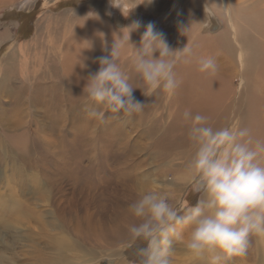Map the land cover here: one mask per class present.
Instances as JSON below:
<instances>
[{"label":"bare ground","instance_id":"obj_1","mask_svg":"<svg viewBox=\"0 0 264 264\" xmlns=\"http://www.w3.org/2000/svg\"><path fill=\"white\" fill-rule=\"evenodd\" d=\"M7 1L0 0V9L6 7ZM156 2L158 1L152 0L151 4L156 6ZM226 14L229 15V12L227 11ZM262 15L264 16V11ZM60 18L58 16V21ZM81 18L80 23L73 24L74 30L71 29L64 36L57 33L56 26L48 25L43 28L41 38H37L34 32L35 38H31L28 42H22L18 38L13 40L12 35L9 38L6 34L0 37L4 41H13L9 49L11 55L0 59V170H5L0 180L9 181L11 183L9 188L28 203L25 205L24 202H17L16 212L3 211L0 216V227L7 225L5 223L7 215L14 214L13 218H17L18 214L22 215L18 213L19 209L27 208L31 215L29 217L34 219L49 215L47 212L37 211L36 208L32 211L29 209L34 204L30 201L31 198L38 197L50 203L53 208L54 220L48 225L49 230L54 232L49 234V230H41L36 235L38 240L44 241L46 248L39 250V253L33 256V264H93L98 258L102 264L105 259L104 254H108L112 259L118 253H122V250H124L122 254L127 253L126 258L109 260L110 264H138L126 252L133 242L130 240L127 226L136 222L128 212V205L141 194L136 190L138 172L135 173L131 158L126 155L118 158L114 149L123 155L125 148L140 137L138 134L136 136L135 130L141 125L131 123L128 129L127 116L121 114L118 118H110L115 117L116 114L89 101L84 92L89 75L99 70L98 58L110 54L119 30H115L108 23L91 18V14L89 19ZM77 25L83 32L81 37L78 35L74 37ZM143 32L144 30H138L131 33V41L137 46L140 44ZM226 51L228 52V49ZM58 52L61 53L59 58ZM129 55L130 50L122 54L121 65ZM155 55L159 56V53ZM255 61L256 58H247L249 65ZM179 63L175 66V73L179 69ZM242 63L244 68L245 64ZM260 63L264 64V56ZM125 65L128 66L130 63L127 62ZM125 65L122 67L125 68ZM6 66L10 67L8 71L5 70ZM30 69L32 74L29 72ZM195 76L202 80L201 75L195 73L186 75L180 83L185 87H181L179 93L177 89L172 94L165 92L166 101L181 103L182 94L189 87L188 82H192ZM204 79L207 80V84L209 78ZM132 80L136 82V84L133 82V87H137L133 95L137 96V100L144 105L139 114L147 113L152 109V101L156 102L158 95H162L164 91L143 87L141 84L144 82L138 75H133ZM200 86L204 87V85ZM203 89L204 99L199 103V106L202 104L201 109L192 112L206 115L211 122H214L213 118L216 121L223 113L221 109L224 99L228 97V91L221 86L217 88L219 91H215L211 85ZM209 94H212V98ZM244 99L242 93L239 97L240 104L245 102ZM80 101L82 105L74 109L72 104ZM249 102L254 103L253 100ZM168 105L170 106L169 102L164 107ZM178 105L180 104H175ZM255 110L259 113L258 106ZM94 112L105 113L104 118L97 117ZM171 116L169 109L166 125L170 124ZM75 117L83 121L80 131L78 129L75 131L83 132L84 142L81 141L80 135L72 132V136L69 134L66 138L71 145L79 138L78 142L83 146V151L79 153L85 162L83 163L80 158L74 160L73 165L71 162L75 156L78 157V154L65 151L63 139L65 141L66 139L63 136L65 133H61V127L64 131L70 128L72 130L71 121L73 122ZM253 122V118L248 115L244 119L240 118L239 127L251 129ZM256 126L257 130L252 132L253 136L264 139V127ZM188 129L189 127L184 133H188ZM112 131H115V134H112ZM57 132L61 134L57 135ZM182 137L173 141L169 147L183 143ZM3 139L9 140L11 144L9 155L6 154V144ZM79 161L84 166H80ZM90 175L96 176L97 179L87 178ZM181 177L191 183L190 175H181ZM120 183L123 187L118 191L116 187H119ZM188 185L186 184L185 187ZM111 195L116 199H122V203L114 205L111 202L108 208L106 200L111 199ZM89 197L90 204L95 203L94 198L101 204V208L103 207L101 215L91 212L87 202ZM76 203L78 207L72 208L71 205ZM100 204L97 205L98 208ZM78 209L83 213L82 216L78 214ZM250 239L248 251L262 249L264 254V236L253 235ZM107 241L111 244H107ZM257 261L260 264L261 259ZM243 263L255 264V261L249 257L245 258Z\"/></svg>","mask_w":264,"mask_h":264},{"label":"rangeland","instance_id":"obj_2","mask_svg":"<svg viewBox=\"0 0 264 264\" xmlns=\"http://www.w3.org/2000/svg\"><path fill=\"white\" fill-rule=\"evenodd\" d=\"M157 1L156 6H154L147 0H28L27 5L22 8L20 5L23 0H8L5 3L6 7L0 9V37L6 34L9 38L12 35L13 40L18 38L22 42H28L35 36L41 38L43 28L48 25L56 26L57 33L64 36L71 29L74 30L73 24L80 23L81 17L89 19L91 14V18L101 20L105 24H110L115 30H119V35L122 34L121 30L127 33L128 29L122 28L131 25L133 21L141 22L139 30H145V26L152 22L157 31L164 33L167 43L173 51L183 50L186 46L190 48L192 50L190 62L179 61V69L176 71L177 78L181 81L186 75L195 73L201 75L202 80L195 76L194 79L196 80L193 79V83L188 82L189 87L184 90L181 103L166 101L165 92H163L162 95H158L159 98L156 102L152 101V109L149 112L127 116V128L131 123L132 125L133 123L141 125L135 130L136 136L138 134L140 137L132 142L128 148H125L123 155L114 149L118 158L126 155L132 159L131 165L135 167V173L138 172L136 174L138 177L136 181L138 194L145 191L166 193L169 203L188 207L194 205L201 194L194 191L191 183L181 177V175H190L187 164L195 151L189 141L188 133H184L190 125L184 121L182 114L187 108L191 111L195 109L197 112L200 111L202 104L199 106V103L204 99L202 96L203 88L211 85L212 89L219 91L217 88L221 86L228 91V97L224 99L221 109L223 113L221 116L218 114V120L215 121L213 118L214 122L210 121L212 126L232 125L239 127L240 118L244 119L249 115L254 121L251 128L252 132L257 130L256 125L264 127V64L260 63L264 56V16L262 15L264 0ZM227 11L229 15L226 14ZM58 16L61 17L60 21H58ZM85 31L87 32L88 29ZM34 32H36L35 36ZM82 34L83 32L77 25L74 37L77 35L81 37ZM90 39L95 38L90 37ZM12 42V40L0 39V59L11 55L9 49ZM59 54L61 53H57L58 58L60 57ZM156 56L158 57V55ZM202 57H211L215 61L216 57L218 58L216 61L218 70L214 74L202 73L198 70V60ZM248 57L256 58V61L249 65ZM127 62L130 65H125ZM242 62L245 64L244 68ZM122 65H125L124 69L130 76V81L133 75H138L132 68L130 55L127 60L122 61ZM9 68L6 66L5 70L8 71ZM29 72L32 74L31 69ZM205 77L209 78L208 85ZM133 82L136 84L132 80L131 83L133 84ZM141 85L146 86L144 83ZM200 85H204V87L202 88ZM181 87H185V85H180L177 93L181 92ZM242 93H244L245 102L240 104L239 97ZM209 95L212 98V94ZM135 99L137 100L138 97L136 96ZM249 100H253L254 103H250ZM168 102L170 106L164 107ZM175 104L180 105L175 106ZM72 105L74 109H77L82 104L80 101ZM255 105L258 106L259 113L255 110ZM169 109L172 113L171 119H169L171 122L166 125L165 121H167ZM121 120L123 121V118ZM81 123L83 124V121L75 117L73 122L71 121L72 130L70 128L65 132L61 127V133H65L62 134L66 139V141L63 139L66 146L65 151L77 153L79 157L75 156L76 159L73 158L72 162L70 161L73 165L74 160H80V158L83 163L85 162L79 153L83 151V146H80L79 138L77 141L74 140L71 145L66 136L72 132L80 135L82 141L83 132L75 131L76 129L80 131ZM115 131L111 133L115 134ZM61 133L57 132L56 134ZM179 137H182L183 143L169 147ZM3 141L6 144V154L9 155L11 144L9 140L3 139ZM115 144L119 145L118 143ZM85 145L90 151L88 145ZM75 164L77 163L75 162ZM78 164L84 166L80 161ZM4 173L5 170L1 169L0 178L3 177ZM91 177L97 179L94 175L87 178L92 179ZM131 182L129 181V183ZM65 183L64 181L63 184L65 185ZM10 184L9 181L2 182L0 180V216L3 211L16 212L17 202L28 204L12 188H9ZM186 184H189L188 187H185ZM122 187L123 185L120 183V186L115 189L120 191ZM182 188L184 189L183 192ZM110 198L106 200L108 208L111 206V202L114 205L122 203V199H116L113 195ZM30 201L34 202L33 206L29 208L31 211L36 208L37 211L47 212L49 215L41 219H34L29 217L31 215L27 208L19 209L18 213H22V215L18 214L17 218H13L14 214L7 215L5 217L7 225L0 227V264H33V256L38 254L39 250L46 248L44 241L38 240L36 235L41 230L48 231L50 229L48 224L54 220L55 216L52 212L53 208L50 203L40 200L38 197L31 198ZM89 201L90 197L87 199V202ZM94 202L96 205L89 202L91 212L94 214L97 212L98 215H101L103 207L101 208V204L95 198ZM97 203L100 204L99 208ZM71 207H78L77 203L72 204ZM77 211L82 216L83 213H80L79 209ZM190 230V228L182 229V235L186 237ZM53 232V230H49V234ZM143 243L142 241H133L126 250L136 262H138L137 248L142 247ZM107 244H111L110 241H107ZM173 248L174 264H208L213 254H220L219 250H216L215 253H206L203 259L197 258L189 253L185 249L184 243L179 240L174 241ZM123 251L121 252L123 253ZM122 253H118L112 259L108 257V254H104L105 259L102 264H110L109 260L115 258H126L125 254L127 253ZM249 257L254 259L255 264H258L257 259H261L260 264H264L262 249L257 251L254 249L252 252L248 251L244 256L230 258L224 261V264H244L243 260ZM98 259L93 264H100Z\"/></svg>","mask_w":264,"mask_h":264},{"label":"clouds","instance_id":"obj_3","mask_svg":"<svg viewBox=\"0 0 264 264\" xmlns=\"http://www.w3.org/2000/svg\"><path fill=\"white\" fill-rule=\"evenodd\" d=\"M27 3L23 0L20 7ZM140 27V21H133L122 28L128 32L121 30L110 54L98 58L99 70L89 75L84 87L89 101L116 114L110 118L132 116L144 108L135 99L137 87L120 62L126 50H130L132 68L145 85L169 94L181 83L174 71L176 64L190 62L192 50L186 46L173 51L152 22L145 26L137 46L131 33ZM198 70L214 74L218 65L214 58L202 57ZM93 114L99 118L105 115ZM182 116L190 125L188 138L195 149L187 170L191 186L201 195L188 207L173 205L166 193L155 191H145L129 203L128 212L136 220L127 226L130 240L144 242L136 251L138 264H174L175 240L201 259L219 250L208 264H224L246 255L253 235L264 236V139L255 138L248 127H214L208 116L189 109ZM184 228L191 229L186 237L181 232Z\"/></svg>","mask_w":264,"mask_h":264}]
</instances>
